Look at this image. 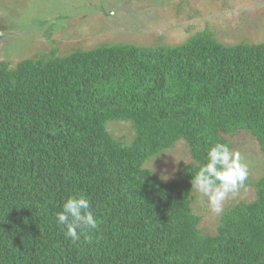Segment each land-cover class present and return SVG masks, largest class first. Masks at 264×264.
Listing matches in <instances>:
<instances>
[{"label":"trees","instance_id":"obj_1","mask_svg":"<svg viewBox=\"0 0 264 264\" xmlns=\"http://www.w3.org/2000/svg\"><path fill=\"white\" fill-rule=\"evenodd\" d=\"M59 18L41 24L46 49L0 59V264H264V172L213 230L199 225L191 188L208 148H232L237 131L264 163V40L237 26L224 41L207 26L175 45L62 51L49 39ZM178 140L190 160L167 177L158 162ZM79 194L99 224L73 242L56 213Z\"/></svg>","mask_w":264,"mask_h":264},{"label":"rangeland","instance_id":"obj_2","mask_svg":"<svg viewBox=\"0 0 264 264\" xmlns=\"http://www.w3.org/2000/svg\"><path fill=\"white\" fill-rule=\"evenodd\" d=\"M59 15L55 27L61 28L55 30L53 26L49 39L62 51L65 46L90 49L118 41L175 45L207 26L224 41L232 38L227 28L235 32L237 26L246 33L248 42L264 40V0H0V59L8 57L13 66L17 60L37 53L40 43L46 49L48 36L43 29L51 27ZM123 34H127L126 40ZM110 128L117 135L127 136L129 132L123 121H114ZM229 139L236 144L232 149L248 164L251 177L264 172L257 141L248 131H237ZM187 146L178 140L177 153L161 158L158 173L172 176L188 162ZM253 194L252 187H241L224 202L223 210L234 201L253 198ZM192 199L193 210L201 216L199 225L213 230L220 213H213L194 189Z\"/></svg>","mask_w":264,"mask_h":264},{"label":"clouds","instance_id":"obj_3","mask_svg":"<svg viewBox=\"0 0 264 264\" xmlns=\"http://www.w3.org/2000/svg\"><path fill=\"white\" fill-rule=\"evenodd\" d=\"M232 148L221 142L211 145L206 153V163L199 167L191 179V188L200 194L213 213H221L224 202L248 179V164L241 153ZM61 209L56 213L57 224L63 227L66 236L73 242L79 241L81 236L90 238L89 233L98 228L99 221L85 194L68 196Z\"/></svg>","mask_w":264,"mask_h":264}]
</instances>
